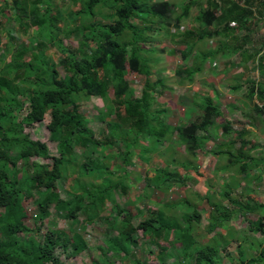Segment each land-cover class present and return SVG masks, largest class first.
Listing matches in <instances>:
<instances>
[{
	"label": "trees",
	"instance_id": "1",
	"mask_svg": "<svg viewBox=\"0 0 264 264\" xmlns=\"http://www.w3.org/2000/svg\"><path fill=\"white\" fill-rule=\"evenodd\" d=\"M196 7L200 27L186 30L182 23ZM0 17V30H4V21L17 28L14 26L5 34L6 52L11 53L18 46L9 63L5 52L0 54V264H62L57 253L60 249L70 258L80 255L88 248L82 230L85 225L102 220L108 204L113 218L107 221L108 228L116 234H108L106 245L114 257L122 260L120 264H150L134 247L141 238L159 247L156 258L160 264H224L226 247L237 240L233 234H229V240L220 234L225 246L215 239L207 244L199 242L194 223L200 222L201 214L188 199L165 204L157 211L136 208L132 202L122 207L116 199L117 193L127 194L128 168L136 156L149 160L148 154L174 135L187 154L195 156L217 128L223 137H232L217 146L219 156L227 163L219 165L216 173H233L237 177L226 183L221 193L235 209L232 215L212 211L208 232L224 228V223L242 214L249 233L264 238V201L243 199V193L239 198L233 195L240 187L239 179L252 182L264 173V157L251 152L255 145L248 139L250 132L233 130L228 120L218 124L222 112L215 101L206 97L190 101L189 124H169L165 121L168 110L158 105L155 97L157 91L161 94L167 89L166 81L154 71L159 62L155 57L159 49L154 45L162 36L171 34L166 24L173 23L176 30L171 42L190 45V52L201 42L216 40L215 49L200 51L192 68L178 67L175 74L182 82H193L206 61L239 55L244 65H256L262 78L245 79L244 73L236 77L246 85L244 96L254 113L252 123L264 124V39L257 46L252 45L253 34L264 23V0H188L179 14L168 1L156 0H0ZM33 28L36 32L30 34ZM18 34L29 35L28 47L19 45ZM65 35L79 39V47L65 45ZM128 71L146 77L140 96L135 95L126 78ZM241 88L238 81L232 87L234 91ZM93 98L108 103L106 111L100 110L98 115L108 132L102 140L96 137L81 111L82 103ZM188 101L184 103L187 105ZM47 115L56 157L49 154L45 144L34 142L25 132L42 125ZM145 139L147 146L142 144ZM106 148L117 149V170L123 173L117 180L112 178L109 157L104 154ZM80 158L85 159L82 164ZM33 159L48 163L31 162ZM20 163L23 169L19 168ZM76 168L79 181L62 199L58 186L66 183L70 169ZM259 168H263L261 174H250ZM90 172L94 173L93 180L83 181ZM146 180L154 190L185 183L183 175L167 167L158 169L155 179ZM28 201L37 210L35 223L43 225L51 218L53 208L72 228L81 226V232L74 230L69 235L49 229L43 236H30L33 231L25 224L24 207ZM180 204H187L186 212L173 214ZM250 215L257 219L251 221ZM20 235L28 236L27 240ZM162 241L169 243L170 248L161 245ZM253 243L258 255L254 249L238 244L241 264H264V242ZM96 264L116 262L105 256Z\"/></svg>",
	"mask_w": 264,
	"mask_h": 264
},
{
	"label": "rangeland",
	"instance_id": "2",
	"mask_svg": "<svg viewBox=\"0 0 264 264\" xmlns=\"http://www.w3.org/2000/svg\"><path fill=\"white\" fill-rule=\"evenodd\" d=\"M156 1H168L177 14L182 11L184 5L188 2V0ZM63 7L66 8V5L64 4ZM72 9L76 10L74 7ZM198 13L199 8L196 7L192 10L190 18L183 21L182 24L186 30H197L200 27L196 22ZM0 21H3L2 17H0ZM5 22L6 21H4V30H0V54L1 51H4L6 62L9 63L14 58L18 46L15 47L14 51L12 50L11 53L6 52L8 40L5 34L14 28L15 25L13 23L5 24ZM166 27L171 29V34L166 37L162 36L160 41L154 45L159 49V52L155 55V57L159 59V62L154 71L165 79L167 85V89L164 92L159 94L157 91L155 93L156 103L168 110L165 121L173 126L189 124L188 110L190 101L193 99L199 101L200 98L202 100L204 97L211 98L222 112V116L218 119V124L223 123L224 120H228L233 130H248L250 132L248 139L255 145V147L251 149L253 156L264 157V124L257 121L255 126L252 123L251 116H254V113L252 108L247 106V101L244 96L246 93V85L242 79H236V77L244 73L246 74L245 79H247V77H254L256 80H261L262 78L259 77L256 65L253 63L244 65L241 63L239 55L221 56L216 60L206 61L202 72L194 76L193 82H189L188 80L182 82L175 74L176 69H178V67H183L185 69L192 68L195 56L197 57L202 50L215 49L217 41L209 40L205 43L201 42L194 52H190V45L187 47L182 45L177 46L171 42L172 33L176 32L173 28V23L166 24ZM29 32L30 34L33 32L35 33L36 28L31 29ZM242 36V34L239 35V37ZM17 37L19 39V45L29 46V35L18 34ZM253 38L254 43L252 45L255 46L259 45V41L261 42L264 39V23L258 26L256 32L253 34ZM62 40L65 45L71 48L79 47V39L70 38L65 35L62 36ZM252 45H248L247 47H252ZM162 49L164 52H161ZM182 52L188 54L183 56ZM60 72L63 74L61 68ZM126 78L134 88L135 95L140 96L141 87L146 81L145 75L136 71H128ZM237 81L242 85V88L239 91H234L232 87ZM112 97L113 92L110 93V98L112 99ZM185 100H189L187 105L184 103ZM107 104L108 103L100 98H93L90 101L83 102L81 106L82 113L90 121V127L95 131L96 137L100 140L108 136V132L105 128L106 123L98 119L99 111H106ZM23 115H25V113ZM49 120L50 117L47 115L42 125L28 128L25 132L34 142L45 144L49 154L52 157H56L58 155L56 143L51 140L50 133L47 129ZM221 133L220 128L212 130L210 141L206 143L195 156L187 154L185 146L180 143L178 137L175 135L169 142L158 146L153 152L149 153V160L144 161L141 160L139 156H136L133 165L128 168L129 172L125 181L128 187L127 194L120 195L117 193L116 199L122 207H126L128 202H132V206L136 208L150 209L153 211L161 209L165 204L179 203L180 201L188 199L198 207L201 214L200 222L194 223V231L197 240L202 244H207L215 239L221 243V246H225V241L221 240L219 235L223 234L225 238L229 240V234H233L237 241L232 242V244L226 247V253L222 262L224 264H241V255L238 248L240 242L245 248L254 249L253 253L257 255V247L253 242H264V238L260 235L249 233L248 222L242 214H236L231 221L224 223V228H219L212 234L208 232V226L211 222L210 214L212 211L217 214L221 213V215H232L233 209H235L234 206L221 196L225 184L231 183L235 175L233 173L224 172L216 173V169L219 165L227 163L226 159H222L219 156V148L217 146L219 143H227L232 140V137H223ZM201 135H203V133H201ZM142 144L147 146V140H143ZM116 151L117 149L109 148L104 150V154L109 157L107 161L111 165V171L113 172L112 178L115 180L121 178L123 174L117 170L120 161L115 158ZM78 153L81 152L79 151ZM95 156H97V154H95ZM35 161H40L43 164L48 163L37 159H33L31 162ZM84 161V158H80L79 164H82ZM185 164H189V166H184ZM165 167L172 172L183 175L185 183L182 185L175 184L167 190H163V188L154 190L150 187L146 179L148 177L155 179L158 169ZM19 168H24L23 163H20ZM262 171L263 168H259L256 171H252L250 174H261ZM93 175L94 173L90 172L89 176L84 177L83 181H92ZM235 178L237 179V177ZM239 178L241 177H238V179ZM77 181H79L78 169H70L68 180L64 184H59L57 189L62 199L68 197L69 190L74 189ZM239 182V189L233 191L235 197L239 198L243 193V199L250 197L254 198V200L260 199L264 201V173L261 174L259 180L247 182L243 179H239ZM24 207L26 209L25 224L33 231V233L29 234L30 236H43L49 229L62 230L69 235L74 230L76 232H81V226L72 228L69 222L56 214L53 208L50 210L52 214L51 218L45 220L43 225H41L40 223L34 222V218L37 215L35 206L28 201L24 203ZM107 207V210L102 214V220L94 224L85 225L82 230L81 234H83L88 245V248L83 253L74 258H70L67 254L63 253L62 249L57 252L62 264H96L105 256L115 261L116 264L122 262L121 259L114 257V253L107 250L106 240L108 234H116L108 228L107 221L113 218L110 216L111 205L108 204ZM186 210L187 204L182 207L180 204L179 207L173 211V214L180 215L186 212ZM248 218H250L251 221L257 219L256 216L251 215ZM82 219L83 216L80 218V224ZM36 228H40V230H36ZM139 235L141 236V232ZM20 237L23 240H27L28 238V236L24 235H20ZM161 245H166L170 248V244L167 242L162 241ZM134 247L137 253H142L144 259L150 264H160L159 260L156 258V254L160 249L156 245H149L148 242L141 238Z\"/></svg>",
	"mask_w": 264,
	"mask_h": 264
}]
</instances>
